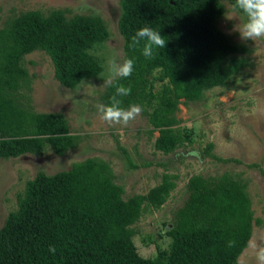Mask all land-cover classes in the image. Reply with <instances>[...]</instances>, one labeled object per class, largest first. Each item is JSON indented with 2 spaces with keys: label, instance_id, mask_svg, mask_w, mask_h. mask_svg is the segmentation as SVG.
<instances>
[{
  "label": "trees",
  "instance_id": "trees-1",
  "mask_svg": "<svg viewBox=\"0 0 264 264\" xmlns=\"http://www.w3.org/2000/svg\"><path fill=\"white\" fill-rule=\"evenodd\" d=\"M120 2L125 59L135 62L131 76L117 81L131 88L130 95L119 97L121 107L139 105L150 132H159L155 149L176 152L193 143V131L181 127L179 105L199 101L249 65V47L232 42L218 25L224 3L247 18L235 0ZM67 11L29 10L0 28V158L41 155L48 148L64 155L82 139L71 133L64 114L37 112L22 94L30 89L25 56L37 50L51 57L55 77L65 87L76 88L102 73L101 60L91 48L109 36L103 18L69 17ZM145 26L160 31L166 41L164 49H154L153 58L143 56V41L129 47ZM114 92V86L104 89V104H110ZM213 149L211 142L205 154L213 155ZM115 178L111 163L101 157L76 161L54 174L38 172L0 228V264H240L254 221H261L255 218L244 179L230 171L194 174L187 182L186 200L167 224L168 246L144 257L134 241V225L146 210L167 202L178 175L166 172L147 193L129 197ZM229 241L234 247H228Z\"/></svg>",
  "mask_w": 264,
  "mask_h": 264
},
{
  "label": "rangeland",
  "instance_id": "rangeland-1",
  "mask_svg": "<svg viewBox=\"0 0 264 264\" xmlns=\"http://www.w3.org/2000/svg\"><path fill=\"white\" fill-rule=\"evenodd\" d=\"M224 4L226 11L218 25L232 42L249 47L245 54L249 65L225 85L207 90L199 101L179 105L181 127L193 131V143L165 154L155 149L159 132H150L142 112L127 125H109L97 109L98 104H104L102 93L108 86L105 81L109 79V59L121 63L125 59V41L119 27L120 0H0V28L10 18L29 10L49 13L62 8L68 10L69 17L99 15L109 31L105 41L91 48L101 60L102 73L73 89L56 79L52 59L45 51L37 50L25 56L24 65L30 75V89L22 90L26 100L37 112L64 114L71 133L81 135L82 139L64 155L48 148L41 155L28 153L0 158V228L38 172L54 174L70 169L76 161L101 157L111 163L115 180L125 187L126 197L147 193L162 181L166 172L178 175L177 187L167 202L159 209L146 210L134 225V241L139 252L144 257H153L158 247H166L171 241L166 235L167 224L188 196L189 178L194 174L214 176L230 171L247 182L255 218L261 220L254 221L252 239L239 262L257 264L251 244H264V38L242 40L238 29L246 19L231 4ZM211 142L213 155H206L204 149Z\"/></svg>",
  "mask_w": 264,
  "mask_h": 264
},
{
  "label": "clouds",
  "instance_id": "clouds-1",
  "mask_svg": "<svg viewBox=\"0 0 264 264\" xmlns=\"http://www.w3.org/2000/svg\"><path fill=\"white\" fill-rule=\"evenodd\" d=\"M235 7L245 16L246 21L239 26L238 32L240 38L244 41H254L264 38V0H235ZM143 43L142 54L145 58H153L154 49H164L166 41L160 35V31L150 27H142L137 30L131 38L129 47L135 49ZM134 60L124 59L123 62H117L115 58L109 59L108 71L109 79L105 81L108 86H114L115 92L110 97V104H98L97 109L101 119L109 125L123 124L127 125L135 120L142 112L139 105H130L128 108L121 107L119 97L131 94V88L117 83L119 79L128 78L134 70ZM235 242L229 241L228 247H234ZM251 247L255 250L257 264H264V244L252 243ZM54 246L49 247L50 253H55Z\"/></svg>",
  "mask_w": 264,
  "mask_h": 264
}]
</instances>
